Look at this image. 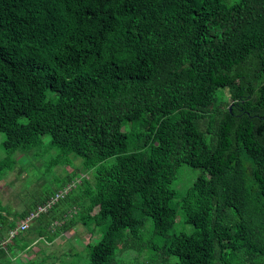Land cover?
Here are the masks:
<instances>
[{"label": "trees", "instance_id": "obj_1", "mask_svg": "<svg viewBox=\"0 0 264 264\" xmlns=\"http://www.w3.org/2000/svg\"><path fill=\"white\" fill-rule=\"evenodd\" d=\"M0 132V172L44 142L95 170L67 182L85 210L40 233L97 235L76 264H264V0H0ZM184 164L201 173L175 202ZM179 207L191 233L171 232Z\"/></svg>", "mask_w": 264, "mask_h": 264}, {"label": "rangeland", "instance_id": "obj_2", "mask_svg": "<svg viewBox=\"0 0 264 264\" xmlns=\"http://www.w3.org/2000/svg\"><path fill=\"white\" fill-rule=\"evenodd\" d=\"M225 93H229L227 89H225ZM4 139V132H0V161L7 156L3 147ZM49 139V136L44 137L45 141H49ZM59 154V149L52 148L49 143L44 142L25 155L16 153L15 157L17 155L18 159L16 166L11 170L0 172V203L2 206L0 213L10 218L16 226L26 220L23 211H36L37 206L42 204L47 197L57 193L64 194L53 208L30 220L29 227L20 230L14 239H11L8 228L0 232V237H4L3 245L8 246L9 249L6 256H14L11 264H25L31 258L42 259L44 257L47 259L46 264H76L88 261L86 245L93 239V241L97 240L98 236L92 234L84 226L77 225L72 232L64 233L53 241L40 236L41 231L46 232V228L49 231L57 227L54 224L55 218L63 217L70 220L80 215L88 206L90 202L87 195L88 184L82 186L74 180L72 188H69L67 182L70 177L87 175L93 183L96 181L95 170L86 168L83 158L78 157L75 163L70 165L55 164L59 159ZM70 156L73 157V155ZM200 173L201 169L186 164L180 167L172 181L173 188L178 192L175 202L181 199L186 188L194 182ZM78 181L80 182V179ZM66 188L67 193H65ZM2 226L1 224L0 228ZM193 230L194 226L186 222L184 212L179 207L171 232L191 233ZM144 240L148 243L157 239L154 233L148 229ZM16 241L20 242V245L30 244L31 249L28 251V249L23 250V247L14 248ZM120 258L125 262L132 260L153 262L147 249L141 253L128 250L123 252Z\"/></svg>", "mask_w": 264, "mask_h": 264}, {"label": "built area", "instance_id": "obj_3", "mask_svg": "<svg viewBox=\"0 0 264 264\" xmlns=\"http://www.w3.org/2000/svg\"><path fill=\"white\" fill-rule=\"evenodd\" d=\"M44 207L40 206L39 210H43ZM35 213H32L25 221H23L17 230H14L11 232V237H13L15 235L16 232H18L19 230H25L26 228H28L29 226V221L35 216Z\"/></svg>", "mask_w": 264, "mask_h": 264}]
</instances>
